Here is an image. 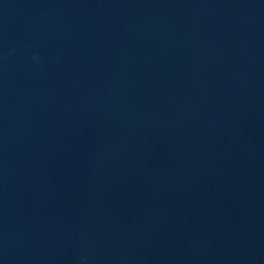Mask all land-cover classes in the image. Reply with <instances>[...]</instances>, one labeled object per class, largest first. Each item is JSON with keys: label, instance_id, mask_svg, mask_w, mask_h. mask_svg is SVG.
Masks as SVG:
<instances>
[{"label": "water", "instance_id": "1", "mask_svg": "<svg viewBox=\"0 0 264 264\" xmlns=\"http://www.w3.org/2000/svg\"><path fill=\"white\" fill-rule=\"evenodd\" d=\"M0 264H264V0H0Z\"/></svg>", "mask_w": 264, "mask_h": 264}]
</instances>
